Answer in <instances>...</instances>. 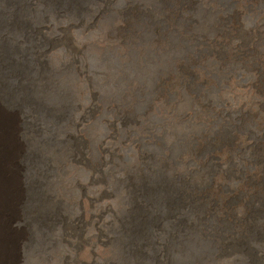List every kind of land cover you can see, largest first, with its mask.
Instances as JSON below:
<instances>
[{
	"label": "bare ground",
	"instance_id": "obj_1",
	"mask_svg": "<svg viewBox=\"0 0 264 264\" xmlns=\"http://www.w3.org/2000/svg\"><path fill=\"white\" fill-rule=\"evenodd\" d=\"M199 1L0 0V111L11 112L10 105L16 104L21 112L20 117L16 111L6 119L0 113V186L4 188L0 191V252L7 253L6 263L0 256V264H19L20 244L33 238L27 233L29 223L43 222L60 224L68 244L66 252L60 249L56 264H99L105 256L110 258L104 264L118 258L124 264H167L164 258L171 249L183 254V263L196 264L204 247H210V264H264V0ZM66 27H79L77 31H84L85 36L92 34L86 39L93 37L96 52L115 48L125 64L135 59L131 45L140 48L149 40L153 56L147 52L146 56L154 61L147 64L140 59L139 64L162 73L157 84L153 79L149 83L136 79L123 90L128 105L123 110L116 104L108 107L112 115L105 121L102 137L94 138L93 147L83 143L87 137L84 121L88 115L93 123L99 121L96 112L102 107L101 97L86 100L89 105L82 104L70 116L68 95L72 97L82 78L78 76L72 84V94L55 92L56 102L49 104L48 94H40L33 86L55 89L52 82L56 84L60 77H47L43 85L38 78L45 76L27 75L49 65L60 66L62 71L78 66V59H72L73 52L66 47ZM177 31L175 41H169L166 33ZM47 36L55 41L50 46ZM61 37L64 47L59 45ZM52 57L59 62L54 64ZM204 64L211 66L210 74ZM235 68L247 79L232 76V94L219 95V105L210 100V94L198 92L205 74L208 88L215 81V71L231 73ZM155 70L141 74L149 76ZM154 88L152 94L137 93ZM137 99L152 100L134 121L130 112ZM149 115L164 118L168 125L146 128ZM9 127L14 128L13 134L9 135ZM6 141L24 145L20 160L11 159L14 145ZM27 145L38 149L30 155ZM120 146L138 152L130 164L133 168H114ZM51 154L54 167L33 168ZM173 163H178L176 170L183 164L184 178L173 175ZM61 166H66V173ZM75 171L85 173L83 183ZM167 172L170 179L165 182ZM70 175L69 180L78 182L82 210L74 220H65L54 191L72 189L64 181ZM191 178L198 181L184 183ZM173 180L183 184V189ZM112 195L122 211L115 207ZM96 202L101 207L94 214L91 209ZM45 209L50 211L43 213ZM153 209H164L165 217L155 215ZM174 210H183V220L189 213L188 223L182 224ZM122 217L126 222L120 225ZM167 221L171 228L165 232L162 223ZM109 224L119 230L113 238L111 231H103ZM155 247L159 254L146 252Z\"/></svg>",
	"mask_w": 264,
	"mask_h": 264
},
{
	"label": "rangeland",
	"instance_id": "obj_2",
	"mask_svg": "<svg viewBox=\"0 0 264 264\" xmlns=\"http://www.w3.org/2000/svg\"><path fill=\"white\" fill-rule=\"evenodd\" d=\"M202 1L203 0H200L199 3H201ZM250 22L251 21L249 20L247 23L249 24ZM69 28H70L71 31L67 32V30ZM78 28L79 27H66L65 28V32H66V34L68 33L67 35L69 36V39H67L68 40L67 42L69 44L66 47H68L70 49L71 53L73 52L72 53V56H73L72 59L73 58L78 59V66H75V67L71 66L68 70L62 71L61 70L62 68L60 66L57 67V66L49 65V66L43 68L42 71H35L34 75H31L28 72H27V75L31 76L32 78H36V77L41 76V75L45 76V79H44V77H42L41 80H40V78H38V81H40L42 84H43L44 81L47 80V77L48 78H53L55 76L56 77H60V79H58L59 81L55 82L56 84H53V82H52V85H53L52 87L56 86L55 89H52V88H51V90L46 89L47 90L46 91V90L40 88V87H43V86H40L38 83L33 86L34 89L35 88L40 89V94H45V93L48 94L47 98H46V100H47L46 103H49V104H53V103L56 102V97L54 95L55 92L57 94H60V93L61 94H64V93L65 94H69L71 92L70 94H72V91H71V88L73 89L72 84H74L76 81L79 80V78L77 80L78 76L80 78H82L83 80H81L80 82H77V84H75L74 91L76 93L74 92L72 94V97L70 95H68L69 98L71 99V102L68 104V111H67V112L70 113V116H71V114H73V110L75 112H78L80 110L82 104H85L86 106H88L89 103H86V102L90 101V99L92 97L93 98H97V99L101 97L100 101L102 100L101 101L102 102L101 106L103 108L100 107V109L96 112V115H98V119L97 120H99V121H97L96 123H93V119L90 118L89 115L86 116V119L84 121L85 122V129H86L84 131V134H86L87 137L85 138L83 143L87 142V143H89V145L92 146L94 144V138L98 137L99 135H100V137H102L101 134L103 135L104 134L103 131L106 130V122L105 121H106L107 118H110V116L112 115L111 110L109 109L110 105L116 104L117 106H119V108H122V110H123L124 106L128 105L129 99L126 98V96L122 95V94H124L123 90L126 89L130 84H132V81H134L136 79H137L138 82H142V83H149L153 79L155 82L152 80V83H156L157 84L158 81H160L158 76H161L162 73L161 72L157 73V70H155L152 67L147 69V67L142 66L141 64H139L140 59L145 61L147 64L152 62V61H154V57H153V59H151V57L153 56V54H152L153 51H152L151 45H149L150 43H148L149 40L148 41H144L146 43H143V45H141L140 48L137 45H131L133 47L132 48L133 52H135V53H133L135 59L130 58V60L134 64H132V63L131 64H125V63H123L124 61H122L120 59L122 54L119 55V53L116 50H114L115 48H112V49L104 48L102 51L99 50L98 52H96V50L94 49V47L92 45L93 37H91L90 39H86V37H90L92 34H89V35L85 36V35H83L84 31H82V32L77 31ZM72 31H73V34H72ZM179 33L180 32L177 31V32L173 33V35H171L168 32V33H166V37L169 38L168 39L169 41L174 42L175 39H176L175 34H179ZM45 39H46V42L48 43L49 46H50V44H53V42H55L53 36H47V38L45 37ZM64 39H65L64 37H61L60 40H59V45L61 47L65 46L64 45ZM61 42H62V44H61ZM98 45H99V42H98ZM82 46H84V47H82ZM85 49H87V50H85ZM35 50H36L35 51L36 59H37V61H39V59L41 57L40 52H39V50L37 48ZM77 50H79V52H77ZM140 50H143V51L140 52ZM146 52L151 57H147L146 56ZM51 59H52V62L54 64L59 62L56 59H54L53 57ZM161 66H162V64H161ZM203 66H204V69L206 70L205 72L208 71L206 74H210L211 66L208 67L207 64H204ZM239 69L240 68H235V69H233V71L231 73L222 71L223 73H220V74L217 71H215L214 72L215 73L214 74L215 81H214V83H212L213 85L211 84L210 85L211 87L209 86L208 88H205L206 85H207V81L203 79V78H205V75H206L205 74L203 78L202 77L200 78V80L202 81V85L200 87H198L199 88L198 92L202 93V91H203L207 95L210 94L209 95L210 100H213L214 103L219 105L218 103H219V101L221 99L220 97L217 99V97L219 95L225 98V96L227 97V94H229V93L232 94L231 90H233V88H231V85H230V82H229V79L233 80L232 76H236L240 80L247 79V76L245 75V73L242 72ZM154 70H155V72H153V74H151L149 76L142 75V74H145V73L152 72ZM51 71L55 72L56 74L51 75L50 74ZM73 71H76L77 74L75 73L76 75H71V74L67 75L68 73H71ZM156 73H157V75L152 77ZM141 79H145V80H141ZM223 79H225V80H223ZM53 80H57V79L53 78ZM196 80H198V79H196ZM70 82H72V83H70ZM44 84H46V82H44ZM59 87H60L61 90L59 89ZM155 87H157V86L155 85ZM56 89H57V91H56ZM93 90H94V92H93ZM153 91H155V88L151 92L150 91L147 92L144 89V90H142V93H141V91L137 92V93L141 94V95H143V94H152ZM174 94H176V93H174ZM216 94H217V96H216ZM76 96H78V97L75 98ZM117 96H118V98H117ZM122 96H123V98H122L123 101L122 102L118 101ZM199 97H200V94H199V96H198L196 101L199 100ZM125 100L127 101L126 103L124 102ZM151 100L152 99L145 101L144 99H141V100L137 99L135 104L131 106V107L134 108V109L132 108V110L130 112V114H132L131 117H132V119L134 121H136L137 119H139L142 116V114H139L140 111L143 110L145 105H146V103L151 102ZM15 105L16 104H11L10 105V106H12L11 112H9L6 108H3L4 112H3V110L0 111V113L2 112V114H1L2 119H4V118L6 119L7 117H9L14 112L16 113V111H17V113H18V115L20 117L21 112H20L19 109L17 110V107H16L17 105L16 106ZM167 105H170V103H168ZM182 106H184V105L182 104ZM96 108H98V107H96ZM148 109H149V107H148ZM70 116H69V114H67V118L70 117ZM168 116H170V114ZM145 121H146V128H150V127L154 126L155 124L156 125H160L161 127H165V126L168 125L167 121L164 118L162 119V118H160V117H158L156 115H149V117ZM86 122H87V124H86ZM158 122H159V124H157ZM19 124H20V121H19ZM11 125H14V124L10 123V127H11ZM10 127L8 128L9 129V135L13 134L12 133L13 132L12 129H14V128L10 129ZM17 129H18V131L20 130L18 127H17ZM87 138L91 139V140L88 141ZM162 139H163L164 142L168 141V138L165 137V136H162ZM55 140H56V138H55ZM10 142L11 141H9V142L6 141L4 143H8V144L14 145L13 142H11V143ZM0 144H3V142H0ZM45 146L47 147V145H45ZM17 147H19V148H17ZM27 147H28V151L31 153L30 155L34 154L35 151L38 149L36 147L29 146V145H27ZM117 149H118V151L116 153L117 154V156H116L117 160H116V162L114 164V168L115 167L116 168H121V167L128 168V167H130V169L133 168L132 165H130V164H132L134 159L137 158L138 152H135L134 150L132 152L131 151L132 148L125 147V146H120ZM13 150L14 151H11V153H10L11 159L20 160V156L22 154V152H20V151L24 150V145H22V146H19L18 144L14 145ZM43 150L45 152L47 149L44 148ZM176 150H177V148H175V151ZM17 155H18V157H17ZM118 160H119V162H117ZM52 163H53V156L51 154L45 160H43L42 162L38 163L36 166H33V168H36V169L41 170V171L48 170V169H51L52 167H54V164H52ZM51 164H52V166H50ZM177 164L178 163H176V164L173 163L174 169L170 168V170L174 171L173 175H176V176H180L181 175L184 178L185 176L183 174V172H184L183 164L180 163L181 165H179V166H181L182 168L180 167V170H176L175 167L177 166ZM46 165H48V168H47ZM118 166H120V167H118ZM37 167H39V168H37ZM59 169L62 172H65L66 171V166H61V167H59ZM68 171L69 170H67V172ZM113 171H115V169ZM75 172L77 173V176L81 178L82 183H83V181L85 179V173H83L81 171H75ZM71 176L72 175L67 176V178L64 181L65 182L68 181L69 184L73 187L72 189H67V190H64L63 192L54 191L55 196H59V200L57 202V207H59V213H60L61 217H63L65 220H70V219L74 220L76 218L75 215L78 214L82 210V203L80 202L81 193L79 192V189L77 188L78 182L69 180ZM167 176H168V172H167ZM169 179L170 178L168 176L167 180L165 179L164 181L168 182ZM190 180L191 181L184 179V183L186 181H188L187 185H191V182L194 183V182L198 181V179H196V178L194 180L191 178ZM172 182L177 183L178 186H182V189H183V184L177 182L176 180H173ZM162 183L163 182H161V184ZM148 184H150V182L147 181V185ZM161 184H159V185H161ZM159 185L155 186V188H157ZM1 187H2V185L0 186V188ZM2 190H4V188L0 189V191H2ZM0 193H2V192H0ZM116 193H118V192H116V191L113 192V194H116ZM114 196L112 195V198L116 202V204L114 202L115 207L117 209L119 208L118 210L122 211L121 210L122 208L117 207L118 204H117L116 198ZM151 200L152 199L150 198L149 199V203L151 202ZM99 202H101V201L99 200ZM92 205H93L92 206L93 209H91L92 213L94 212V214H95L97 211L99 212V209H100L101 205L98 204V202H96V203H94ZM17 206L20 207V204H18ZM98 207H99V209H98ZM51 209L52 208H50V210ZM50 210L49 209H45V210H42V211H43V213H45L46 211H50ZM153 211H155L157 213L155 215L160 216V218L165 217V210L164 209H153ZM175 214H176L175 216H177L178 220L183 221L182 224L188 223L189 218H190V214L189 213L184 215V218H185L184 220H183V210H180L179 212L175 211ZM140 217H143V215L140 216ZM169 218H173V217H169ZM124 219H125V217H122L121 220L118 222V224L122 225L121 221L124 220ZM164 220L165 219H162L161 222L164 221ZM108 221L111 223L112 219H108ZM124 221L126 222V220H124ZM195 221L196 220L191 217V223H194ZM43 224H31V223H29L30 226L28 228L27 233L31 234L33 238L30 237V239H28V242L26 243V245H25L24 242H23L22 245L20 244V247H22L21 249L23 251H22L21 254H19V255L22 256V261L20 260L19 264H49V263L50 264H56L57 260L60 258V255H59L60 249L62 250L61 253L66 252L68 244L66 243V241L61 236L60 224H58V223H50V224L46 225L45 222H43ZM162 224L164 226V231L165 232L168 231L171 228L169 223H168V221L167 222H163ZM179 225L180 224L178 223V228H179ZM22 230L25 233V229L22 228ZM83 231H79V233H81ZM103 231L105 233H107V234L111 231L112 234L114 235V236L112 235V238H113V237H115V235H117L116 231H119V230H118V228L116 229V225L109 224L108 227H103ZM190 239L192 240L191 237H190ZM193 241H198L199 242V239L194 238ZM113 247H115V245H113ZM21 249H20V251H21ZM176 251L173 252L172 249H171L170 253L172 255L169 253V255H168L169 257L167 256V257H165L166 259L164 258V261L167 264L172 263V262H169L170 259L175 264H195L193 262L191 263V261L183 263V254L180 253V252H176ZM146 252H153V253L159 254V248L155 247L153 250H147ZM5 255L7 256L6 251H3V252L1 251L0 252V256L3 257V262L6 263V256ZM19 255H16V258H17V256L19 258L20 257ZM151 255L152 254L150 253V256ZM210 257H211L210 256V247L209 248H205L204 247L203 251L201 252V255H199V260L197 261L198 263H196V264H201V263L202 264H210V261H213L212 257L211 258ZM109 258H110V256H105V261H108ZM105 261L101 260L99 264H104ZM181 261H182V263H181ZM109 264H124V262L118 258L117 260H115V259L114 260L113 259L110 260Z\"/></svg>",
	"mask_w": 264,
	"mask_h": 264
}]
</instances>
